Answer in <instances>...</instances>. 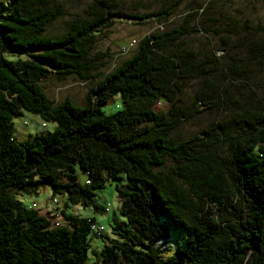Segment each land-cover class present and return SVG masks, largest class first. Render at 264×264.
I'll return each instance as SVG.
<instances>
[{
    "label": "trees",
    "instance_id": "1",
    "mask_svg": "<svg viewBox=\"0 0 264 264\" xmlns=\"http://www.w3.org/2000/svg\"><path fill=\"white\" fill-rule=\"evenodd\" d=\"M117 6L116 0H92L86 18L54 36L44 33L60 5L6 0L0 7V264H85L94 220L61 209L66 223L51 225L47 215L24 207L11 188L31 194L45 186L51 196H64L65 208H97L94 190L106 177L127 180L117 189L122 219H112L111 237L99 253L93 250L91 264H264V105L231 97L220 102L212 60L187 50L162 53L165 44L191 31L185 24L140 38L130 57L97 80L83 105L69 97L55 102L40 85L50 72L97 77L89 72L100 55L88 57ZM170 15L161 10L154 20ZM249 51L264 57V42H252ZM13 54L23 58H8ZM228 70L243 68L231 63ZM192 79L201 81L197 104L182 106L178 92ZM115 95L122 108L103 113L100 105ZM161 99L169 107L157 110ZM220 103L236 111L201 130V137L171 142L170 132L193 108ZM21 111L56 126L18 142L11 127ZM221 143L228 144L227 153L210 150ZM167 158L173 164L156 170ZM76 169L88 174L89 183L78 181ZM248 197L254 205L244 211ZM165 221L183 229L185 247L162 259L153 242L168 237Z\"/></svg>",
    "mask_w": 264,
    "mask_h": 264
},
{
    "label": "rangeland",
    "instance_id": "2",
    "mask_svg": "<svg viewBox=\"0 0 264 264\" xmlns=\"http://www.w3.org/2000/svg\"><path fill=\"white\" fill-rule=\"evenodd\" d=\"M54 5H60L61 13L51 20L46 28L45 35L54 36L61 34L72 24L86 18L85 9L92 0H50ZM117 10L110 18L112 23L96 33L92 50L88 59L100 55L94 61V67L89 72L97 77L82 80L74 74L57 75L53 72L40 81V85L47 95L55 102H60L69 97L74 104L83 105L87 102L90 89L95 86L97 80L120 65L130 57L135 49L137 41L144 35H149L157 30L165 31L173 27L186 25L191 29L185 36L173 43H167L162 49L163 54L173 52L192 51L199 58H208L218 66V70L211 73V77L221 85L220 102L231 97L238 99L240 104L246 102H260L264 105V57L253 55L249 48L252 42H264V0H116ZM6 4V0H0V7ZM4 6L2 7V9ZM161 10L171 12L167 20L155 21V13ZM127 15L129 17H127ZM134 15H145L148 19L143 21ZM129 47L127 52H121ZM10 59L23 58L22 55H8ZM241 64L243 71L230 72L229 64ZM199 79L184 82L178 95L182 106L194 105V92L200 87ZM94 96L95 105H99ZM160 103V104H159ZM156 103V109H167L168 102L162 99ZM219 106L198 105L197 109L184 119L181 124L170 132V140L175 143L187 139L207 126L229 117L236 107L220 103ZM122 108L119 95H115L100 105L105 114H114ZM41 118L27 111L19 112L12 119L11 131L18 142H24L36 133L52 132L55 122H45L42 126ZM228 144L221 143L211 151L227 153ZM173 164L166 159L164 165L156 170H166ZM78 181L82 184L91 180L88 174L76 169ZM66 178H61V182ZM127 183L123 177L119 180L105 178L103 186L94 190L93 205L83 207L76 204L64 206V196L57 195L58 207L76 214L80 218L93 219L97 225L102 226L100 235L89 230L88 238L90 248L85 264H91L95 259L94 252L99 253L105 237H111L110 224L116 216L119 220L121 200L117 189ZM16 198L26 208H35L41 215H46L50 208V190L48 187H39L31 194L22 190L11 188ZM35 203V207L32 204ZM254 205V199L244 198L242 206L244 211ZM107 208L104 212L103 209ZM214 213L217 210L214 208ZM61 218V214L59 215ZM166 222V221H165ZM168 237L157 239L153 242V248L162 259L172 256L176 251L185 247V234L183 229L175 228L166 222ZM96 250V251H95Z\"/></svg>",
    "mask_w": 264,
    "mask_h": 264
},
{
    "label": "built area",
    "instance_id": "3",
    "mask_svg": "<svg viewBox=\"0 0 264 264\" xmlns=\"http://www.w3.org/2000/svg\"><path fill=\"white\" fill-rule=\"evenodd\" d=\"M128 50L129 47H125L122 49L121 52H127ZM42 126L45 127L46 126L45 123H42ZM86 183H89V181L86 180ZM32 206L35 207V203H33ZM103 211L106 212L107 208L103 209ZM46 212H47L46 215L49 218L51 225L59 226V225H64L66 223V220L59 216L60 214L62 216V213H61V209L58 207L57 196L50 195V208H48ZM89 227L92 230V232L96 233L97 235H100L102 233L103 230L102 226L97 225L95 222H92Z\"/></svg>",
    "mask_w": 264,
    "mask_h": 264
},
{
    "label": "crops",
    "instance_id": "4",
    "mask_svg": "<svg viewBox=\"0 0 264 264\" xmlns=\"http://www.w3.org/2000/svg\"><path fill=\"white\" fill-rule=\"evenodd\" d=\"M26 141V140H25ZM71 213V212H70Z\"/></svg>",
    "mask_w": 264,
    "mask_h": 264
}]
</instances>
